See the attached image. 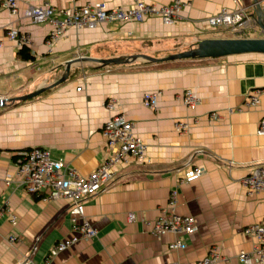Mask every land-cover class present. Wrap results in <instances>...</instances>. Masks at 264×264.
I'll use <instances>...</instances> for the list:
<instances>
[{
	"label": "crops",
	"instance_id": "0c3cea01",
	"mask_svg": "<svg viewBox=\"0 0 264 264\" xmlns=\"http://www.w3.org/2000/svg\"><path fill=\"white\" fill-rule=\"evenodd\" d=\"M43 1L56 8L97 1L127 7L134 2L15 0L17 11L12 13L0 0V98L6 99L0 105V264H19L24 257L41 264L57 240L75 233L66 199L44 203L39 193L28 194L6 178L16 168L17 152L46 147L51 158L88 174L110 156L101 136L103 123L113 114L104 106L110 98L116 100L117 112L132 122L134 134L147 144V160L128 157L113 164L111 179L83 202L95 236L78 239L53 256L50 264H198L213 248L222 259L211 264H243L237 253L257 242L244 228L264 219V189L249 192L240 184L253 166L264 165V135L256 133L264 113V53L161 58L204 38L238 37L225 27L210 26L207 18L222 8L239 6L254 16V1L191 0L188 4L181 0L171 23L152 15L139 22L69 27L51 47L45 43L50 25L34 23L24 13L29 4ZM258 1L262 8L263 0ZM8 28L29 33L33 59L20 56V47L6 36ZM249 33L253 35L245 36L263 35L258 24ZM141 54L156 60H95ZM69 61L65 79L51 86L65 74ZM44 86L49 87L36 96L12 99ZM187 88L201 98L193 109L182 102ZM254 88L262 90L256 108L228 111ZM154 91L158 104L148 108L142 96ZM211 112L219 118L208 119ZM177 121L188 122L189 129L177 131ZM195 167L203 173L182 182L183 174ZM173 187L178 189L173 211L193 216L196 230L152 236L151 221L168 212ZM128 213L134 215L131 221ZM10 214L16 218L13 223ZM10 235L14 236L11 242ZM177 239L186 246L169 248Z\"/></svg>",
	"mask_w": 264,
	"mask_h": 264
},
{
	"label": "built area",
	"instance_id": "2783aa9c",
	"mask_svg": "<svg viewBox=\"0 0 264 264\" xmlns=\"http://www.w3.org/2000/svg\"><path fill=\"white\" fill-rule=\"evenodd\" d=\"M190 3L191 0H186ZM3 5L10 12L17 11L15 0H3ZM183 2L172 0L170 3L159 4L146 0H134L127 7H110L102 1L87 2L82 5H70L64 8H56L48 1L40 4H29L25 8V15L34 23H48L50 29L45 38V43L51 47L69 27L93 28L104 22H123L127 20L142 21L146 16H159L164 23H171L178 14ZM264 12V0L262 4ZM212 27L222 26L233 34H244L248 29L257 26L256 18L246 14L244 8L239 6L228 10L222 8L219 12L207 18ZM6 36L21 46H31V38L27 32H19L15 28H8ZM79 90L80 87H77ZM262 90L254 88L244 97L242 103L235 108H228V111H241L244 109L256 108L260 103ZM201 101L200 96L191 89H184L182 102L190 109L195 108ZM142 104L148 108H155L158 104V92H145L142 96ZM105 108L111 114L101 127V136L105 146L110 150V156L102 161L96 168L86 175H81L77 170L68 166L63 160L53 159L46 147L33 146L17 152L16 168L7 174L6 178L21 186L28 194L39 193L44 203L55 199H66L68 201V212L71 216L74 235L57 240L49 249L41 264H50L53 256L65 250L78 239H89L96 234L95 228L84 216V200L95 194L101 188L104 181L111 179L112 166L117 161H126L133 157L138 162L147 160V144L133 132V124L122 113L115 109L116 100L108 99L104 103ZM217 112L208 114V119H218ZM175 128L179 132H186L189 123L177 121ZM256 133L264 135V113L258 120ZM203 173L201 167L188 169L181 177L182 182L194 179ZM240 184L249 192H256L264 189V165L253 166L240 179ZM178 189L173 187L169 192L168 212L151 221L149 233L152 236H160L166 232L175 235L190 234L196 230V223L193 216H182L173 210L177 202ZM2 211H0V215ZM134 215L127 214L131 221ZM15 216L9 215L10 222H15ZM244 232L254 236L256 244L248 251L237 253V259L243 264H264V219L260 222L249 224ZM8 241H13L14 236H8ZM185 243L179 239L171 242L169 248H184ZM222 259V255L211 249L207 256L202 258L198 264H211ZM19 264H40L24 257Z\"/></svg>",
	"mask_w": 264,
	"mask_h": 264
},
{
	"label": "water",
	"instance_id": "95a60500",
	"mask_svg": "<svg viewBox=\"0 0 264 264\" xmlns=\"http://www.w3.org/2000/svg\"><path fill=\"white\" fill-rule=\"evenodd\" d=\"M254 8H255V18L258 26L261 28L263 33L260 37H225V38H204L199 40L195 46L179 51L176 53L169 54L161 60H171V59H182V58H206V57H221L231 54H239V53H264V12L260 6L258 0H253ZM146 57L150 60H156V58L147 56L145 54L130 56L127 58H111V59H95L101 63H120V62H128L134 59H144ZM78 60H81L78 58ZM72 61V60H71ZM74 61V60H73ZM70 61L67 64L65 69V74L61 76L58 80L53 82L52 85H55L61 81H63L66 77V74L69 70ZM49 85V86H50ZM41 87L31 93L18 96L12 99H27L33 96L38 95L42 91H44L47 87ZM10 99V100H12ZM6 99L0 98V105L4 104ZM9 100V101H10Z\"/></svg>",
	"mask_w": 264,
	"mask_h": 264
},
{
	"label": "trees",
	"instance_id": "16d2710c",
	"mask_svg": "<svg viewBox=\"0 0 264 264\" xmlns=\"http://www.w3.org/2000/svg\"><path fill=\"white\" fill-rule=\"evenodd\" d=\"M18 53L24 59H33V55L30 53L29 48L27 46H21L18 50Z\"/></svg>",
	"mask_w": 264,
	"mask_h": 264
},
{
	"label": "rangeland",
	"instance_id": "374dc122",
	"mask_svg": "<svg viewBox=\"0 0 264 264\" xmlns=\"http://www.w3.org/2000/svg\"><path fill=\"white\" fill-rule=\"evenodd\" d=\"M255 17V16H254ZM255 29V28H254ZM254 29H248L246 32H245V35H253V34H250L249 32L254 30ZM232 33V32H231ZM244 34H240L238 33L237 36L238 37H246Z\"/></svg>",
	"mask_w": 264,
	"mask_h": 264
}]
</instances>
